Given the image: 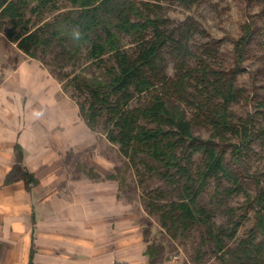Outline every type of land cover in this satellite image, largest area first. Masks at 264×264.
I'll list each match as a JSON object with an SVG mask.
<instances>
[{"label":"trees","instance_id":"16d2710c","mask_svg":"<svg viewBox=\"0 0 264 264\" xmlns=\"http://www.w3.org/2000/svg\"><path fill=\"white\" fill-rule=\"evenodd\" d=\"M196 1L0 0V32L59 82L90 132L117 147L142 188L144 211L171 240L200 230L194 264L207 254L219 264H264V104L256 102L244 117L232 111L253 99L236 78L255 23L244 24L226 69L219 41L191 17L174 22L168 16L171 5L190 9ZM254 1L263 17L264 0ZM74 27L83 33L78 43L70 36ZM252 146L262 153L263 169L249 167ZM14 152L3 186L20 181L30 192L38 181L23 165L18 144ZM83 167L89 178L100 179ZM106 179L121 184L114 173ZM148 179L162 186L145 190ZM237 195L254 221L232 247L245 219L229 206ZM219 216L222 224L215 222ZM145 254L152 259L151 247Z\"/></svg>","mask_w":264,"mask_h":264},{"label":"crops","instance_id":"0c3cea01","mask_svg":"<svg viewBox=\"0 0 264 264\" xmlns=\"http://www.w3.org/2000/svg\"><path fill=\"white\" fill-rule=\"evenodd\" d=\"M26 58L19 62L11 86L27 89L29 69L25 71L23 65H29L56 86L60 99L51 104L58 105L62 115L51 124L45 121V109L38 119L31 115L30 100L25 97V102L18 101L14 122L13 103L4 109L0 100V264H131L133 255H142V237L133 232L131 207L119 199L118 183L106 179L114 173L112 162L93 148L81 155V161L100 179L85 173L67 179L62 169L66 152L92 149L95 134L78 116L75 103L60 94L49 72L37 60ZM75 127L85 137L72 136ZM16 144L22 150L23 165L38 181L30 192L20 181L3 186L15 160Z\"/></svg>","mask_w":264,"mask_h":264},{"label":"rangeland","instance_id":"374dc122","mask_svg":"<svg viewBox=\"0 0 264 264\" xmlns=\"http://www.w3.org/2000/svg\"><path fill=\"white\" fill-rule=\"evenodd\" d=\"M59 6L63 8L66 4L60 2ZM260 9V4L254 0H197L190 9H185L175 4L170 6L168 12V16L174 22H182L186 18L191 17L208 32L211 38L219 41L220 60L222 66L226 69L231 68L233 65L234 42L243 35L244 24L248 20L254 21L253 30L255 31L246 46L242 62L243 68L236 78V84L246 88L253 99L248 104L239 102L232 107L234 115L238 117H244L247 112L254 113L256 102L264 104V16L258 17L256 15ZM46 16L51 18L53 15ZM22 58L23 60L27 59L0 32V100L2 98L3 108H8L13 103L11 120L13 119L16 122L17 111L20 110L18 101L25 102V97H28L27 100H30V112L33 111L31 115L42 119L43 114L47 113L48 120L45 119V121L52 124L57 117L62 115V112L58 105L54 107L51 104L53 101L60 99L58 90L51 83V79L39 75L31 70L29 65L24 64L23 68L25 71L29 69L27 89L22 90L17 86H11L13 85L12 80L16 75L15 71ZM168 73L171 74L170 68ZM57 83L61 90L58 81ZM11 91L16 94L12 96L10 94ZM60 94L68 97V94L63 93L62 90ZM44 105L46 107H43ZM45 109L47 111L43 113ZM67 114L71 121L73 119L71 111L67 110ZM76 127L74 128L76 132H72V136L77 134V136L82 135V137H85V134H80L82 130ZM196 134L202 137L207 136L201 130L196 131ZM93 137L96 142L92 149L86 148L85 153L71 150L66 152L62 161V169L65 171L67 179H76L81 176L87 171L83 167L81 155L83 156V154L93 151V148H96V152H99V154L112 162L114 174L117 180L121 181L120 186L118 185V197L123 202L130 204L133 232L138 233L142 237V246H140L142 255H133L132 258L134 260L131 264H194L193 257L200 248V230L191 232L186 239L171 240L159 226L157 218L147 215L144 211L140 201L142 188L137 186V178L134 172L130 169L127 161L120 156L117 147L108 144L101 133H95ZM252 148L256 151V155L249 161V167L251 170L263 169L260 163L262 153L257 150L256 146H252ZM160 186L162 184L156 179H148L143 185L145 190ZM211 192L212 186L201 197V203H208ZM248 192L252 195L254 186L251 185L248 188ZM229 206L235 208L237 214L243 213L245 215L244 222L238 230L236 241L230 244L233 247L239 239L248 235L250 229L253 228L254 220L252 210H246L245 208L243 195L233 196L229 201ZM215 222L216 224H222L224 217H216ZM148 246L153 251L151 260L145 254ZM135 249L137 248H133V251H137ZM203 250L205 251L206 249L202 248ZM199 264H219V261L214 256L207 254Z\"/></svg>","mask_w":264,"mask_h":264},{"label":"clouds","instance_id":"9594fccd","mask_svg":"<svg viewBox=\"0 0 264 264\" xmlns=\"http://www.w3.org/2000/svg\"><path fill=\"white\" fill-rule=\"evenodd\" d=\"M70 36L74 42H79L83 39V33L78 27L71 29Z\"/></svg>","mask_w":264,"mask_h":264}]
</instances>
